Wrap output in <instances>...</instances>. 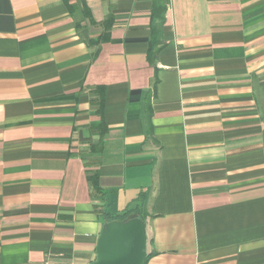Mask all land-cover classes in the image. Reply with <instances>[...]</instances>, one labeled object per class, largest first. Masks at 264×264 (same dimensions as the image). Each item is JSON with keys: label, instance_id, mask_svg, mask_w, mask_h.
<instances>
[{"label": "crops", "instance_id": "crops-1", "mask_svg": "<svg viewBox=\"0 0 264 264\" xmlns=\"http://www.w3.org/2000/svg\"><path fill=\"white\" fill-rule=\"evenodd\" d=\"M126 212L145 264H264V0H0V264Z\"/></svg>", "mask_w": 264, "mask_h": 264}, {"label": "water", "instance_id": "water-1", "mask_svg": "<svg viewBox=\"0 0 264 264\" xmlns=\"http://www.w3.org/2000/svg\"><path fill=\"white\" fill-rule=\"evenodd\" d=\"M146 233L136 214L105 222L97 237L95 257L88 264H144Z\"/></svg>", "mask_w": 264, "mask_h": 264}, {"label": "trees", "instance_id": "trees-1", "mask_svg": "<svg viewBox=\"0 0 264 264\" xmlns=\"http://www.w3.org/2000/svg\"><path fill=\"white\" fill-rule=\"evenodd\" d=\"M167 0H154V16H159L160 13L164 10L165 8V2ZM92 188L97 191V192H100V188L98 186V174L97 172L93 173L91 176H89L88 178ZM130 215H133L131 212H126V213H123L121 215H118V216H113V217H109L107 215V221L109 220H114V219H118V220H124L126 219L127 217H129ZM139 216V214H136ZM140 217V216H139ZM146 262V258H145V261H144V264Z\"/></svg>", "mask_w": 264, "mask_h": 264}]
</instances>
